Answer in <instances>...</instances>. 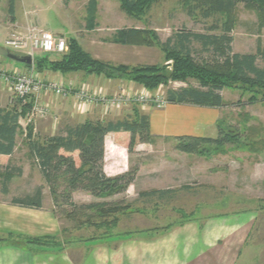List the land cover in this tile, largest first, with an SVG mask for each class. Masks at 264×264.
Masks as SVG:
<instances>
[{"label":"rangeland","instance_id":"obj_1","mask_svg":"<svg viewBox=\"0 0 264 264\" xmlns=\"http://www.w3.org/2000/svg\"><path fill=\"white\" fill-rule=\"evenodd\" d=\"M7 10L8 0H0V22L5 23L6 29L9 31L7 37L15 32L24 33L29 27L34 26L50 32L54 36L79 38L84 51L91 56L97 53L100 58L110 56L117 58L116 60L123 58L126 60V55L130 60H134V53H139L140 59L136 60L139 65L163 63L162 51L159 47L134 46L120 49L119 52L117 51L118 53L112 52L116 47H112L108 40L116 38L119 30L131 27L147 28L155 32L162 41H165L179 30L186 29L205 33L214 24V18L204 19L197 12L190 15L187 12L185 0H152L145 7L144 12L137 16L129 15L123 10L118 0H16L12 18L8 15ZM218 18L221 17L218 16ZM234 19L235 25L231 32L233 52L255 53L264 44V24L261 25L260 18L255 11L246 8L242 3L237 5ZM1 28L0 109H7L15 103L21 113V129L17 133L19 147L12 163L8 162L7 164L20 166L22 173L23 171L25 173L23 177L13 180L9 194L5 195L0 191V199L9 201L13 196L23 195L22 192L26 193L27 190L31 192L39 180V177L37 178L39 170L30 157L29 151L27 153L25 146L27 126H32L33 134L38 138L51 135L49 129L53 124H57L55 120L57 111H55L53 103L57 100L72 99L73 95L77 96L81 88L87 90L88 86H81L84 79L80 77L86 75L79 73L81 76L74 80L72 86L70 83L64 85L65 97L58 95L55 92L56 86L52 85L59 84L61 86V83L52 81L53 72L37 71L34 67V59L42 56L57 59L61 55H44L38 52L32 56V64L29 66L11 60L3 49L5 38ZM213 32L219 33L218 30ZM99 46H104L106 51H110L97 52ZM194 48L198 50L197 45H194ZM199 53L200 57L207 56V54ZM110 63L118 64V61ZM259 64L263 65L264 61L260 60ZM18 73L34 74L35 80L41 82V88L24 96L16 95L10 88L11 83L6 81L4 75L16 76ZM190 83L196 85L194 81H190ZM137 85L132 88L123 86V88H119V91L107 95V98H111L115 94L126 93L131 95L132 100L124 104L119 111L104 115V120L127 116L131 114L133 106L138 107L145 114L148 112V107L159 109L154 101L157 98L164 101L168 88L176 89L187 84L169 81L166 86L161 85L152 91L142 90L143 87L141 86V89L140 85ZM90 90H87L88 94L92 93ZM140 92L147 94L146 101H134L136 100L134 93L139 94ZM43 93L49 94L46 97L48 105L43 102ZM221 94L226 105L222 107L218 124L220 123L222 133H228L229 136L237 138L236 142L221 145L211 144L207 156L183 155L175 148L176 140L173 139L167 140L164 145H161L153 141L152 137L150 145L147 143L139 147L142 148L141 151H134L138 145L136 144L133 151L128 152L131 158L130 169L146 166L145 171L149 172L150 167L147 165L150 163H147L151 160V167L157 170L154 171V174L161 178L158 181L163 186L161 189H171L173 193L168 196V199L163 200L139 199L138 193L141 192L139 184L129 194L126 192L114 194L101 202L119 201L120 205L128 204L129 208L125 209V213L118 215L120 220L118 232L121 230L126 234L145 233L141 235L142 238L149 239L151 238L150 234H165L169 230L175 229V225L183 222L194 220L205 222L213 217L227 216L238 220L246 219L248 221L244 230L238 232L237 252L233 253V250H230L232 248L230 245L224 250L225 244L219 242L222 244H217L216 249H213L216 252L217 261L227 262V264H264V105L261 102L247 104L250 92L239 87L226 88ZM75 123L63 119L59 121L56 128L59 125L60 130L65 124ZM44 128H48V130H44ZM59 130L56 129L54 133L56 134ZM205 133V135H209V132ZM126 141L128 144V136ZM125 149L127 150L126 147ZM149 156H151L150 160ZM165 176L166 178H164ZM148 182L147 180L144 184L146 191L153 189ZM49 197L52 203L50 194ZM64 210L62 211L58 207L55 213L61 218H68L65 213L70 208L66 207ZM87 214L91 213L88 211ZM78 218L80 217L75 216L74 220H78ZM92 232V236H102V229L94 227V231L88 230L86 234L90 235ZM112 232H117V227ZM137 237L139 235H136L135 238ZM108 244L110 250L117 249L119 245L117 242ZM94 249L101 250L103 248L98 245ZM207 259L209 258L207 257Z\"/></svg>","mask_w":264,"mask_h":264},{"label":"trees","instance_id":"obj_2","mask_svg":"<svg viewBox=\"0 0 264 264\" xmlns=\"http://www.w3.org/2000/svg\"><path fill=\"white\" fill-rule=\"evenodd\" d=\"M15 1L8 0L7 12L11 18L15 12ZM118 1L129 15L137 16L144 12L152 0ZM239 3L255 11L263 26L264 0H185L190 15L197 12L204 19L214 18V24L208 32L182 29L162 41L152 30L131 27L119 30L116 38L108 40L110 43L128 46L159 47L163 53L161 64L130 66L98 60L84 51L78 39L70 37L67 52L60 54L57 59L36 57L34 67L40 72L95 74L108 79L132 81L149 91L161 85L166 86L169 81L187 84L166 90L164 101L168 104L222 108L226 103L221 92L226 88L239 87L250 92L247 104L261 102L264 105V64H259L260 60L264 61V44L255 53L233 52L232 49L234 12ZM216 30L219 33L213 32ZM194 45L198 46V50ZM199 52L207 56L200 57ZM131 111V114L114 120L86 118L76 124H65L56 134L43 138L33 134L32 126H27L25 130L29 155L52 197V212L56 215L58 207L62 211L69 207L66 217L84 218L80 222L102 229V237L115 234L112 231L119 222L118 215L125 213L129 205L122 201L121 205L119 201L76 204L72 193L82 190L94 197L105 198L125 192L133 183L136 168L116 176H107L103 170L104 137L107 133H115L117 142L124 145L129 153L136 144L151 141L149 115L142 113L136 106ZM20 117L21 113L15 103L7 109H0V157L13 153L16 136L21 129ZM219 124L215 138L175 137V148L184 153L207 156L211 144L236 142L237 138L222 133ZM126 135L129 137L128 144ZM21 175L20 166L7 164L3 167L0 162L1 193L9 194L11 179ZM172 193L171 189H151L139 192L138 197L148 201L163 200L168 199ZM8 202L18 207L42 209V188L37 186L31 192L13 196ZM88 211L91 214H87ZM24 243L56 244L52 237L25 238Z\"/></svg>","mask_w":264,"mask_h":264},{"label":"crops","instance_id":"obj_3","mask_svg":"<svg viewBox=\"0 0 264 264\" xmlns=\"http://www.w3.org/2000/svg\"><path fill=\"white\" fill-rule=\"evenodd\" d=\"M0 27H2L1 29L6 39L9 31H7L5 23L0 22ZM78 41L81 43L79 38ZM110 45L116 47V49L112 50V52L116 51V53L120 49L134 47L114 43H110ZM96 51L104 53L106 48L99 46ZM92 57L105 62L116 63L118 61V64L135 66L139 65L136 62L140 59V54L134 53L135 61L130 60L126 55V60L124 58L116 60L117 58L112 57V59L110 56L100 58L97 53L92 54ZM51 76L52 81H58L63 86L70 83L72 86L75 82L74 80L80 77L81 74L53 73ZM80 78L84 79L81 86H88L87 90L91 89L90 91L96 92L98 96L108 97L107 95H111L110 93L114 91H119V88H123V86L132 88L136 85L132 81L108 79L102 75L95 74ZM140 88L142 89L141 86ZM48 95L43 93L44 103H46ZM95 102L88 106L77 104L76 95H73L72 99L57 100V102L53 103L55 111H57V116L55 117L57 124L63 119L76 123L82 122L86 118L103 120L104 115L119 111H106L100 101ZM221 111L222 108H208L188 104L165 103L159 109L152 106L148 107V112H146L149 115V133L151 135V141L148 144L152 143V137L153 141L161 145H164L167 140H175V137L180 136L215 138L218 132L217 125L221 117ZM57 124H53L50 128L51 130L49 129L51 135L55 134L56 129L59 130L60 126L58 125L56 128ZM44 130H48V128H44ZM205 132H209V135H205ZM17 137L18 135L16 136V145L13 153L7 157H0L2 166L7 165L8 162L12 163V159L19 147ZM146 144L138 143L134 151H141L142 148L139 147ZM25 146L27 147V140ZM28 151L27 147V153ZM104 151L103 170L107 176H116L129 171L131 158L125 146L117 142L115 133L109 132L105 135ZM181 153L183 155H191L184 152ZM148 158L150 160L151 156ZM147 164H149L147 166L150 167L151 172L145 171L147 169L146 166L137 167L135 179L128 186L126 193H131L134 187L139 184L141 191H146L144 184L147 180L153 189H161L163 187L158 182L161 178L154 174L157 170L151 167V160ZM24 175L23 171L21 176L13 177L10 185L15 178H21ZM38 177L39 180H37L34 187L39 186L42 188V209L18 207L0 199V264H227V262L217 261L216 252H214L215 247H217L219 242H222L225 244L224 250L230 245L232 247L230 250H233V253L237 252L238 232L244 230L248 221L246 219H233L228 216L213 217L205 222L203 220H194L177 224L174 226L176 227L175 229L169 230L165 234H150L149 237L151 238L149 239L142 238L143 236L141 235L145 233L126 234L125 231L121 230L118 232L120 227L119 220L117 232L113 236H92L93 232L87 235L86 232L88 230L94 231V225L80 222L84 218H78V220L61 218V216L52 212L53 203H51L49 197V189L39 171ZM153 177L156 179L153 180ZM28 192L29 190L26 191V193ZM72 198L76 204H90L101 202L106 197L97 198L86 191L77 190L72 193ZM64 222L68 223L65 224ZM199 222H202V224ZM199 224L201 225L200 227ZM136 235H139V237L135 238ZM48 237L54 238L56 244L51 246L50 244L24 243L25 238ZM114 242L119 243V245L117 249L110 250L108 243ZM98 245H101L103 249L95 250L94 248Z\"/></svg>","mask_w":264,"mask_h":264},{"label":"built area","instance_id":"obj_4","mask_svg":"<svg viewBox=\"0 0 264 264\" xmlns=\"http://www.w3.org/2000/svg\"><path fill=\"white\" fill-rule=\"evenodd\" d=\"M3 48L5 51H10L16 54L31 55V57L40 52L43 54H63L68 50V38L63 36H54L50 32L43 31L37 27H29L24 33L15 32L11 33L4 41ZM34 74H17L16 76L4 75V78L8 83H11L10 88L18 96H24L31 94L34 90L41 88V82L35 80ZM50 84H52L50 82ZM53 84L55 92L58 95L65 97L66 89L62 84ZM142 90H146L144 87ZM134 101H146L147 94L143 92L137 94L134 93ZM77 97L80 105H86L100 101L106 111L119 110L124 104L131 101V95L126 93L115 94L111 98L106 96H98L96 92L88 94L85 88H81L78 92ZM81 100V101H80ZM154 103L158 108H161L165 101L157 98Z\"/></svg>","mask_w":264,"mask_h":264},{"label":"water","instance_id":"obj_5","mask_svg":"<svg viewBox=\"0 0 264 264\" xmlns=\"http://www.w3.org/2000/svg\"><path fill=\"white\" fill-rule=\"evenodd\" d=\"M6 55L9 59L19 62L21 64H26V65L32 64L31 55H19L10 51H6Z\"/></svg>","mask_w":264,"mask_h":264}]
</instances>
